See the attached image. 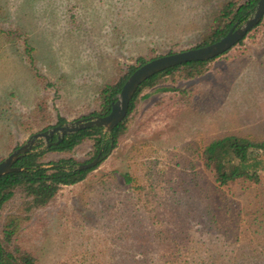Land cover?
Segmentation results:
<instances>
[{"label":"rangeland","instance_id":"1","mask_svg":"<svg viewBox=\"0 0 264 264\" xmlns=\"http://www.w3.org/2000/svg\"><path fill=\"white\" fill-rule=\"evenodd\" d=\"M232 1L0 0V162L59 116L97 117L102 89L139 59L202 45ZM126 120L117 149L11 247L35 264H264V171L221 187L203 158L217 138L264 139V19L202 76L144 89ZM93 155L86 141L44 162ZM18 203L0 209L1 239Z\"/></svg>","mask_w":264,"mask_h":264},{"label":"trees","instance_id":"2","mask_svg":"<svg viewBox=\"0 0 264 264\" xmlns=\"http://www.w3.org/2000/svg\"><path fill=\"white\" fill-rule=\"evenodd\" d=\"M259 1L247 0L244 3H238L237 0H234L223 6L214 19L212 30L206 37L205 42L196 48L220 41L235 25H240L248 19ZM259 25L253 30L257 29ZM27 50L31 52L29 45H27ZM216 59L184 64L152 77L135 94L128 117L133 112L135 102L144 89L154 88L163 78L171 76L175 78L177 74H180L184 79L202 76L206 72L207 66ZM147 62L139 59L138 67H130L126 75L105 86L98 98L101 107L94 115L97 117L109 115L115 97L121 93L126 81L139 67ZM126 121L125 119L113 133H107L104 128L87 129L66 136L63 142L47 147L44 151L39 152L34 148L33 151L21 157L15 164V167L21 169L20 171L6 174L0 178V209H4L10 204L15 205V202L19 201L16 209L17 213L8 217L3 229L4 239L0 238V264H35V259L31 253L19 247H11V243L21 230L22 223L29 220L35 212L48 207L63 187L74 186L85 181L90 173L99 168L117 149L119 134L125 129ZM66 122L65 118L59 116L57 125H63ZM86 141L93 142L94 155L91 161L101 154L102 163L98 167L81 170L79 167L83 164L78 163L73 158L51 163L44 162L47 153L69 154ZM253 148L261 153L254 154ZM203 158L206 169L212 172L216 183L221 187H229L242 181L257 183L260 180V172L264 171V139L250 140L237 136L217 138L207 144L203 152Z\"/></svg>","mask_w":264,"mask_h":264},{"label":"water","instance_id":"3","mask_svg":"<svg viewBox=\"0 0 264 264\" xmlns=\"http://www.w3.org/2000/svg\"><path fill=\"white\" fill-rule=\"evenodd\" d=\"M263 19L264 0H260L248 19L240 25H235L220 41L208 46L177 52L148 61L139 67L126 81L121 93L115 97V102L112 105V110L109 115L79 119L73 123L56 126L50 130L35 134L27 144L21 146L7 159L0 162V178L6 174L20 171L21 169L15 167V164L21 157L33 151L36 145L39 144L38 141L40 139H44L47 143V147H51L63 142L66 136L77 134L87 129L104 128L107 133H113L127 118L135 94L146 81L168 69L192 62L210 61L226 54L243 41ZM54 137L57 138L56 142L51 141ZM101 163L102 159L100 154L92 162L80 165L79 169H93L98 167Z\"/></svg>","mask_w":264,"mask_h":264},{"label":"flooded vegetation","instance_id":"4","mask_svg":"<svg viewBox=\"0 0 264 264\" xmlns=\"http://www.w3.org/2000/svg\"><path fill=\"white\" fill-rule=\"evenodd\" d=\"M55 138H56V137H54L51 141L53 142ZM38 142H39V141H38ZM39 143H40V142H39Z\"/></svg>","mask_w":264,"mask_h":264}]
</instances>
